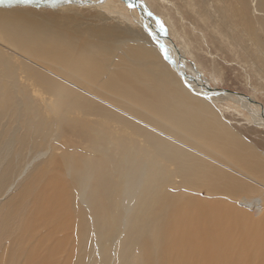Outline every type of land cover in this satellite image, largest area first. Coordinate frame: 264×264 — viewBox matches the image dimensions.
Here are the masks:
<instances>
[{"label": "bare ground", "instance_id": "obj_1", "mask_svg": "<svg viewBox=\"0 0 264 264\" xmlns=\"http://www.w3.org/2000/svg\"><path fill=\"white\" fill-rule=\"evenodd\" d=\"M123 1L140 11L139 32L97 30L93 41L75 38L78 53L51 21L39 30L23 13L15 28L0 11L2 52L33 57L41 83L60 101L61 139L64 132L78 134L90 172L95 168L92 177L101 176L79 185L52 145L18 172L13 143H0V264H80L90 226L99 235L93 250L101 257L100 244H111L116 212L122 230L114 257L118 248L132 252L126 264H264V155L221 115L236 117L227 107L234 102L264 126L259 103L202 79L172 47L168 28L146 0ZM92 3L97 5L71 0L49 7L60 14ZM233 10L250 25V37L236 43L257 60L263 83L264 35L255 27L264 33V0H234ZM149 171L175 172L178 186L192 194L187 204L185 192L174 199L168 223L157 232L142 221L153 182ZM84 205L92 214L87 222Z\"/></svg>", "mask_w": 264, "mask_h": 264}, {"label": "rangeland", "instance_id": "obj_2", "mask_svg": "<svg viewBox=\"0 0 264 264\" xmlns=\"http://www.w3.org/2000/svg\"><path fill=\"white\" fill-rule=\"evenodd\" d=\"M92 1L97 5L87 4L89 9L87 6L86 10H80L84 8L82 7L74 12L65 10L60 14L53 12L48 5L34 7L14 4L0 6V11L5 12L6 20H11L15 28L20 26L23 13H28V25L39 30L46 31L50 25L45 22L51 21V26L57 29L55 32L73 40L76 53L78 49L75 38L93 41L97 30L114 29L131 36L139 32L136 25L139 10H131L123 0ZM146 1L168 28L170 38L175 42L172 47L182 51L188 60L187 67H195L202 79L210 81L213 87L252 97L259 103L258 112L264 116V82L261 83L262 75H257V60L247 54L244 46L236 43L250 37V25H246L241 16L235 14L234 0H163L160 3L158 0ZM100 18H107L103 22L108 23L100 22ZM255 29L264 35L260 27L256 26ZM207 40L214 45L211 43L209 46ZM3 49L4 45H1L0 143H13V159L17 171L23 169L33 154L52 145L58 149L65 172L71 173L79 185H85L89 181L98 183L101 176L97 173L98 177H92L91 173L95 168L90 172L91 160L83 152L78 134L64 132V140L61 139L62 125L56 115L60 101L45 81L41 83V72L35 64L36 61L26 55L3 53ZM186 72L190 77L193 76L190 70ZM227 107L235 111L236 117L221 113L222 119L232 124L233 129L246 141L262 149L264 155V126L254 123L250 110L234 102H227ZM148 177L153 182L143 199L142 221L150 231L157 232L168 223L169 215L176 205L174 199L185 192L184 202L187 204V200H192V194L178 186L179 179L175 172L158 171L153 174L149 171ZM74 195L77 200V193ZM117 201L118 198L115 197V203ZM119 203L123 207L127 204L126 201ZM77 208L78 203L74 209ZM83 209L85 222L90 221V210L85 205ZM121 230V214L113 213L111 244H100L103 250L100 257L98 248L93 250L99 235L90 226L85 247L81 248L80 264H126L133 256L132 252L118 248L119 255L114 257V244ZM137 261L141 263L139 259Z\"/></svg>", "mask_w": 264, "mask_h": 264}, {"label": "snow or ice", "instance_id": "obj_3", "mask_svg": "<svg viewBox=\"0 0 264 264\" xmlns=\"http://www.w3.org/2000/svg\"><path fill=\"white\" fill-rule=\"evenodd\" d=\"M65 2H71V0H0V6H11V5H29L40 7L42 5H48L51 7H56ZM132 6L131 4L129 5ZM161 30H163V25H160ZM167 58V56L165 57Z\"/></svg>", "mask_w": 264, "mask_h": 264}]
</instances>
